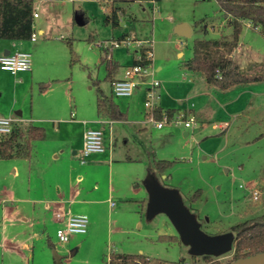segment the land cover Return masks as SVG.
Listing matches in <instances>:
<instances>
[{
    "label": "rangeland",
    "instance_id": "1",
    "mask_svg": "<svg viewBox=\"0 0 264 264\" xmlns=\"http://www.w3.org/2000/svg\"><path fill=\"white\" fill-rule=\"evenodd\" d=\"M121 6L133 21L125 18L113 29L97 0L37 3V40L22 41L21 48L32 55V72L13 76L0 70V117L18 118L16 112H21L19 119L47 132V141L38 143L33 159H0V264H55L56 255L64 264H108L113 252L142 254L155 263L176 264L184 258L186 264H204L203 258L191 257L185 244L159 240L178 232L165 213H149L146 180L154 158L174 162L164 172L166 178L153 175L179 193L204 232L227 233L231 226L264 213V196L251 200L252 190L264 191V83L222 91L209 87L201 74L181 68L182 61L193 57L195 41L231 36L233 29L219 4L161 0ZM77 11L85 14L84 25L76 22ZM180 23L190 26L189 37L174 32ZM123 34L151 41L155 57L147 72L136 77L139 85L133 95L115 97L127 116L114 123L115 144L109 145V129L95 125L97 92L92 79L100 80L104 93L111 95L107 68L100 62L112 40ZM13 43L0 40V54L14 51ZM69 43L78 58L74 65ZM238 47L232 57L242 67L264 61V35L246 23ZM135 51L125 47L108 51L111 61L120 65L119 79L133 66ZM152 81L161 82L155 103L194 116L193 128L174 121L159 129L151 121L146 104ZM71 119L80 125L70 124ZM90 129H103L106 151L82 160V138ZM55 140H71L74 145L80 140V210L89 212L93 229L85 238L74 236V246L60 243L55 225L46 219L45 204L59 194L58 186L49 181L50 172L55 164L64 165L68 156L59 142L56 152L48 146ZM128 156L135 163H125ZM126 189L134 192L130 201L121 198ZM230 258L225 255L221 260Z\"/></svg>",
    "mask_w": 264,
    "mask_h": 264
},
{
    "label": "trees",
    "instance_id": "2",
    "mask_svg": "<svg viewBox=\"0 0 264 264\" xmlns=\"http://www.w3.org/2000/svg\"><path fill=\"white\" fill-rule=\"evenodd\" d=\"M46 0H0V40L29 41L35 33V13L37 3ZM102 5L108 6L106 24L113 29L121 27L123 19L129 17L125 7L121 4L135 2H160L161 0H97ZM223 13L228 24L233 31L230 37L223 36L218 40H198L193 45V57L181 62V68L193 74H201L207 85L222 91H227L233 87H245L255 83H264V61L251 63L247 67L232 58L233 52L239 46L240 35L245 22L249 21L252 28L259 30L264 35V0H215ZM76 14L82 15L80 11ZM85 15V14H84ZM123 35L121 38H124ZM74 65L78 61L72 44L69 43ZM108 53L102 58V63H106L108 76L106 80H115L114 74L118 70V65L108 58ZM145 56V50L141 51ZM134 64L147 66L151 61L135 60ZM100 81H94L93 85L97 92V111L100 117L111 120H124L125 114L115 103L113 95L108 96L100 87ZM164 114L168 122H172L177 113L174 110L164 111L157 107L154 111L155 119L161 121ZM46 138L45 129L32 124L22 126L16 125L12 133L0 137V159L16 160L29 159L35 153V145L38 141ZM174 162L169 160L154 159L149 166L150 173L164 172L172 166ZM264 213L254 219L240 222L230 227L229 232L235 234L233 251L226 254L231 258L224 262L221 257L202 256L204 264H231L233 261L264 252ZM160 241L180 242L179 236L161 235ZM225 256V255H224ZM192 258H199L191 256ZM183 258L176 264H186ZM108 264H168L164 262H153L145 255H130L113 252L109 256Z\"/></svg>",
    "mask_w": 264,
    "mask_h": 264
},
{
    "label": "built area",
    "instance_id": "3",
    "mask_svg": "<svg viewBox=\"0 0 264 264\" xmlns=\"http://www.w3.org/2000/svg\"><path fill=\"white\" fill-rule=\"evenodd\" d=\"M35 18L38 14L35 13ZM249 27L252 28V24L247 21L245 22ZM37 39V34L32 35L31 40L35 41ZM125 47L128 50L135 49L136 60L142 62L144 60L151 61V64L144 66L143 64H133L131 68L127 70L124 78L116 79L112 82V93L115 97H130L133 95L135 89L138 87V82L136 77L142 73H146L147 70L152 66L154 60L153 43L148 40H139L136 37L126 36L122 39H113L110 47H107L108 51L112 49H119ZM145 50V56L141 55V51ZM108 58L110 59L109 53ZM0 69L5 72H9L12 75H17L23 72H29L32 69V55L27 51H15L9 54H4L0 56ZM161 86V82L152 81V95L148 100L146 106L149 109V115L151 121L156 124V126L161 129L164 127L165 122H168L167 116L161 121L155 119L154 111L158 107L155 103V89ZM177 118L173 119L172 122H182L184 121L185 128H193L196 125L195 117H185V114H177ZM175 116V117H176ZM19 118H5L0 117V135L5 136L12 133L16 125L20 123ZM106 148L104 146V133L100 129H90L85 132L84 144L82 151V160L95 153H103ZM262 196H264V191L254 189L251 191V200L258 202ZM55 220L59 223V227L56 230V237L60 243H69L71 238L76 235H86L89 230V219L86 216L73 215L69 211L56 210L54 212Z\"/></svg>",
    "mask_w": 264,
    "mask_h": 264
},
{
    "label": "water",
    "instance_id": "4",
    "mask_svg": "<svg viewBox=\"0 0 264 264\" xmlns=\"http://www.w3.org/2000/svg\"><path fill=\"white\" fill-rule=\"evenodd\" d=\"M75 20L79 25L85 24L83 15L76 14ZM174 32L179 36L189 37L192 30L186 23H180L175 26ZM17 116H21V113H17ZM146 183L150 193L149 213L162 212L169 217L181 243L190 248L191 256L221 257L233 251L236 237L233 232L217 235L204 232L196 215L185 206L176 190L161 185L153 173L149 174ZM55 264H64L58 255L55 257ZM231 264H264V252L239 258Z\"/></svg>",
    "mask_w": 264,
    "mask_h": 264
},
{
    "label": "crops",
    "instance_id": "5",
    "mask_svg": "<svg viewBox=\"0 0 264 264\" xmlns=\"http://www.w3.org/2000/svg\"><path fill=\"white\" fill-rule=\"evenodd\" d=\"M103 6H104V8L106 9V11L108 13L109 5L108 6L103 5ZM82 15L84 16V20H86L85 15L84 14H82ZM37 18H40V16L38 15ZM37 18H35V19H37ZM38 33L40 35L41 34H44V30L42 28H39L38 29ZM123 35L125 37L126 36H132V35H128V34H123ZM35 41H33V42H35ZM12 48H14L15 50L14 51L6 50L3 54H0V56L1 55H4V54H7V53L9 54V53H12V52H15V51H18V50L27 51V50L21 49V48H24V45H23V42H20V41H14V43L12 45ZM238 49H239V47L236 50H238ZM102 58L103 57H101L100 64L101 65H104V64L106 65V63H102ZM135 60H136V58H135V55H134L133 64H134ZM113 63H116L118 65V67H119L118 70H117V72L114 74V78L116 80V79H119L118 72H119V69H120V65L117 62H113ZM106 68H107V65H106ZM2 72L4 73L5 71H2ZM29 72H32V69ZM29 72H24V73H29ZM5 73H9V72H5ZM17 75H13V76H17ZM107 76H108V68H107ZM94 81H100V80H98V79L97 80H93L92 79V83ZM93 87L95 88L94 85H93ZM100 87H101V84H100ZM111 95H113V93H112V87H111ZM113 97H114V101H115V96L113 95ZM115 103H116V101H115ZM117 105L119 106V104H117ZM159 107H161L164 111H167V110L164 109V107H162L161 104L159 105ZM119 108H120V106H119ZM96 110H97V99H96ZM120 110L125 114V116H127L126 111H123L121 108H120ZM168 110H172V109H168ZM174 111L177 112V110H174ZM17 113H19V112H16V115H17ZM97 114H98V111H97ZM21 115H22V113H21ZM19 117H21V116H18V118ZM20 121L21 122L18 125H22V126H26V125H29V124L34 125L32 122L23 121L21 119H20ZM116 121H121V120H111V119H108V118H103V117H100L99 114H98V120L95 121V125L101 124L103 126V129L104 130H105V128H108L109 131H110V136H111V133H112V130H113V127H114V123ZM68 122L70 124L75 123L77 125H80V122L77 121V120H75V119H71ZM39 127H41V126H39ZM42 128H44V127H42ZM103 129H102V131H103ZM45 132H46V129H45ZM185 134L187 135V132ZM84 135H85V133H84ZM84 135H83V138H82V146L84 144ZM43 141H47V132H46V138L44 140L38 141L36 143V145H35V153L29 159H33L34 157H36V155H37V145H38V143L43 142ZM109 141H110L109 145H112V143H113V145L115 144L114 140L112 139V136L110 137V140ZM58 142L61 145H64L63 152H65V150H66L67 153H68V156L66 157V159L64 161V165L58 166V165L55 164L54 165V169H52V172H50L49 181L52 182V183H55L58 186V192H59V194H58V197L56 199H54L52 202H47L45 204V210L47 212V218L46 219H49V221H51L55 225V227H56V229H55V237H56V230L59 227V223L55 220V217H54V212L56 210H65V211H69L73 215H80V216H86V217H87V213H89L85 209L80 210V155H79L80 154V140L75 145L72 144V141L71 140H63V141H60V140L59 141H56L55 140L54 142L53 141L52 142H49V145L48 146L49 147H53L54 148V152H56L57 149H56L55 145ZM103 153H105V152H103ZM58 156L59 155H57V157ZM112 156H113V154H112V152L110 150V153L108 154V157H109L108 162L110 163L111 167H112V165H114V160L112 159L113 158ZM135 161L136 160L134 158H132L131 156H128L125 159V163H128V164L135 163ZM152 162L151 161L149 162L148 171H149V166H150V164ZM153 174H155V173H153ZM135 176H136L135 173L132 174V176H131V181L132 182H134ZM162 177L163 178H166V176L164 174L162 175ZM131 191L132 190H127L126 189L125 192H123V194L121 195L122 196L121 198H125L127 201L132 200V199H129V198H131V196H133V193H134V192L131 193ZM85 193H86V191H85ZM87 193H88V191H87ZM89 202L90 201H87L86 203H89ZM111 204H112L111 206L113 207L114 206V203H111ZM92 229L93 228H91L89 226V230H88V233L86 235H76V237H78L79 239H80V237L85 238V236H87ZM73 237L71 238V240L69 242V243H71V246H74L72 244ZM56 239H57V237H56ZM47 242L51 246L50 241L48 240Z\"/></svg>",
    "mask_w": 264,
    "mask_h": 264
}]
</instances>
